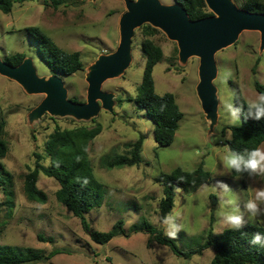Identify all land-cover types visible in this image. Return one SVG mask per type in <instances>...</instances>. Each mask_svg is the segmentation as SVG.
Segmentation results:
<instances>
[{
    "label": "rangeland",
    "instance_id": "rangeland-1",
    "mask_svg": "<svg viewBox=\"0 0 264 264\" xmlns=\"http://www.w3.org/2000/svg\"><path fill=\"white\" fill-rule=\"evenodd\" d=\"M160 2L172 4L175 0ZM124 11L122 0H59L57 5L43 0L14 3L9 13L0 10V57L6 61L10 55L22 52L33 60L39 76L53 74L27 31L28 27H38L63 50L80 54L81 70L71 75H58L64 82L68 98L85 102L88 67L99 55L117 48L119 19ZM140 27L134 30L132 37L129 66L118 77L102 83L101 90L114 95L112 111L101 109L89 120L45 113L37 121L29 122L28 113L44 94H28L16 81L0 75V139L6 144L0 163L10 174V184L0 186V250L29 248L43 255L56 248L65 251L47 261L28 264H211L212 247L184 258L173 254L166 246L147 245L146 230H132L134 224L145 220L168 236L167 226L159 217L162 184L156 182V178L176 167L184 171L201 167L211 175L208 182L192 191L176 189L169 215L181 226L172 239L183 252L198 248L209 232L216 237L225 229L215 216L221 200L235 198L244 211L245 203L254 196L255 190L264 188V176L240 175L236 179L222 165L224 151L229 149L227 140L231 126L223 101L233 94L235 101L239 95L247 102L252 101L260 94L253 86L254 81L264 82V48L260 49V33L244 30L233 44L215 53L217 74L213 84L218 98V116L213 131L208 130L209 122L195 90L199 58L193 56L184 64L180 63L176 42L159 29L149 37L162 49V57L152 71L154 89L158 94L173 93L182 112L172 143L158 146L152 119L132 100L145 64L141 48L144 35ZM97 124L102 130L89 143L87 153L93 174L105 192L100 206L87 212L85 218L90 228L97 231H107L122 219L126 231L125 235L116 236L105 244L94 242L82 229L79 219L57 201L55 191L59 184L53 178L44 174L38 176L36 185L46 193L45 203L30 201L23 193L24 176L34 166V153H44V143L55 128ZM140 134L144 139L139 165L102 166L101 161L106 157L127 154V144ZM259 148L264 149V141ZM42 162L47 164L48 159ZM217 180L228 184L231 192H223ZM256 224L264 227V221Z\"/></svg>",
    "mask_w": 264,
    "mask_h": 264
},
{
    "label": "trees",
    "instance_id": "trees-1",
    "mask_svg": "<svg viewBox=\"0 0 264 264\" xmlns=\"http://www.w3.org/2000/svg\"><path fill=\"white\" fill-rule=\"evenodd\" d=\"M22 1L24 0H0V10L4 13H9L14 3ZM43 1L53 5L59 3V0ZM175 1L186 9L191 19H199L211 14L204 0ZM234 1L239 7L250 12L264 13V0ZM140 28L144 35L141 48L145 56V64L141 83L132 100L136 107L145 109L152 119L156 144L158 146H167L174 139L175 131L178 129V122L182 118V112L175 102L173 93L158 94L154 89L152 71L155 64L162 57V49L149 37L158 32V29L149 24H144ZM27 31L36 41L41 56L54 73L71 75L82 69V61L77 51L68 52L63 50L38 27H28ZM25 57L22 52L14 53L6 61L17 65ZM253 86L260 94L264 93V82L254 81ZM236 101L244 106L248 103L241 95L236 98ZM101 130L102 127L99 124L94 127L78 126L73 129L55 128L44 143V153H34V166L24 176L23 193L30 201L45 203L47 195L36 185L38 176L39 174H44L53 178L59 184L58 189L55 191L57 201L79 219L82 229L94 242L105 244L116 236L125 235L126 231L122 219H118L107 231H97L90 228L85 218L87 212L100 206L105 192L103 185L97 181L93 174L87 153L89 143ZM229 131L228 148L243 153L259 147L264 141V120L248 119L239 127L229 126ZM143 139V135L140 134L134 142L127 144V154L112 158L106 157L101 161L102 166L112 168L139 165L142 162L140 152ZM5 151L6 144L0 139V157L4 156ZM45 158L48 159L47 164L42 162V159ZM231 174L233 176L246 175L234 172ZM210 179V173L202 170L201 167L194 171H184L176 167L168 173H161L156 178V182L162 184V195L159 200L160 219L163 220L171 212L174 206L176 189L189 192ZM9 180L10 174L4 170L3 165L0 163V186L10 184ZM7 195H11L10 190H8ZM132 230H146L148 233L147 245L156 243L166 246L173 254L184 258H189L193 254H201L202 250L212 247L214 254L211 264H264V249L253 247L249 244L252 233L255 231L264 232V227L259 224H249L242 230L246 234L224 229L215 237L209 232L207 239L198 248L186 252L181 251L172 238L164 235L161 228L151 226L145 220L134 224ZM5 250H0V264H28L47 261L57 253L65 252L57 248L48 255H43L41 252L29 248L23 250L6 247Z\"/></svg>",
    "mask_w": 264,
    "mask_h": 264
},
{
    "label": "water",
    "instance_id": "water-1",
    "mask_svg": "<svg viewBox=\"0 0 264 264\" xmlns=\"http://www.w3.org/2000/svg\"><path fill=\"white\" fill-rule=\"evenodd\" d=\"M125 11L119 19V43L115 51L101 54L88 67L85 102L68 98L62 78L53 73L39 76L30 57L13 65L0 57V75L16 81L28 94H44V98L27 115L29 122L45 113L55 117L69 116L89 120L101 109L112 111L114 95L101 90L102 83L118 77L131 61V42L134 30L149 24L176 42L178 59L185 63L198 57V83L195 87L200 107L205 114L208 130L217 124L218 98L213 80L217 74L215 53L233 44L244 30L260 33V49L264 48V13L250 12L234 0H204L210 15L191 19L178 2L163 4L160 0H122Z\"/></svg>",
    "mask_w": 264,
    "mask_h": 264
},
{
    "label": "clouds",
    "instance_id": "clouds-1",
    "mask_svg": "<svg viewBox=\"0 0 264 264\" xmlns=\"http://www.w3.org/2000/svg\"><path fill=\"white\" fill-rule=\"evenodd\" d=\"M234 94L223 101V108L229 117L233 127H239L248 119L256 121L264 120V93L256 99L249 101L246 106L240 105L233 99ZM243 116V120H242ZM222 165L228 174H246L248 177L264 176V149L252 148L243 153L225 149L222 156ZM240 178V175L235 177ZM216 184L225 193H230L231 188L222 180H217ZM217 222L226 230L242 232L249 224H256L264 221V188L255 190L254 196L250 197L244 205V211L238 205L235 198H225L220 201L215 210ZM173 215H168L163 219V224L167 226L166 234L170 238H175L181 230V226L175 222ZM249 244L253 247L264 249V232L255 231L251 234Z\"/></svg>",
    "mask_w": 264,
    "mask_h": 264
}]
</instances>
